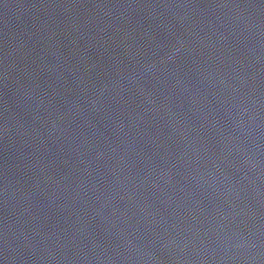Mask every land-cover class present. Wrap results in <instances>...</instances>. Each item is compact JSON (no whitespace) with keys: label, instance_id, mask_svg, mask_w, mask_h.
<instances>
[{"label":"water","instance_id":"obj_1","mask_svg":"<svg viewBox=\"0 0 264 264\" xmlns=\"http://www.w3.org/2000/svg\"><path fill=\"white\" fill-rule=\"evenodd\" d=\"M0 264H264V0H0Z\"/></svg>","mask_w":264,"mask_h":264}]
</instances>
